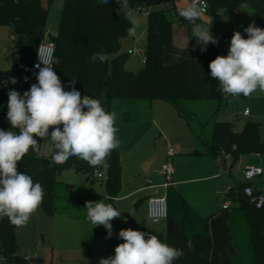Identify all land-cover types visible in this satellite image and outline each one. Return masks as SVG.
Wrapping results in <instances>:
<instances>
[{"label":"trees","instance_id":"obj_1","mask_svg":"<svg viewBox=\"0 0 264 264\" xmlns=\"http://www.w3.org/2000/svg\"><path fill=\"white\" fill-rule=\"evenodd\" d=\"M169 1L129 0L135 12L144 9L147 17L144 50L146 62L134 71L126 67L129 54L122 50V42L128 37L132 24L124 18L123 13L117 15L116 0H109L107 4L99 3L98 0H64L55 34H47L49 8L42 0H0V25H7L14 36L13 69L0 70V130L11 128L6 118L8 91L14 88L22 95L26 90L34 71L32 65L37 48L49 35L48 38L56 43L54 59L59 61L53 65V70L65 86V91L71 90L70 82L76 79L74 87L80 91L81 97L89 95L100 100L108 113H111L112 99L116 97L161 99L170 103L180 115L190 119L185 111V101L215 98L219 101L216 115L222 109L223 103L234 97L225 99L219 82L211 76L208 89L195 90L191 84L189 59L174 64H165L163 61L164 48L172 45V26L178 9L167 6ZM207 1L210 14L219 10L234 11L248 4L255 12L257 27L264 29V0ZM97 52H104L109 59L103 63L99 60L89 63V58ZM227 54L226 48L209 43L203 59L209 68V63L217 56ZM14 74L19 75L22 82L18 85L9 82L5 86L4 81ZM25 76L28 77L27 82L23 79ZM34 138L39 143V153L30 148L21 161L17 162V171L28 174L34 183L39 182L42 185L43 197L52 199L50 213L88 219L84 206L85 201L90 200L68 196L66 185L57 175L64 169H72L95 181V172L99 166L92 167L76 156L69 157L62 164H56L52 160L53 150L51 153H42L41 138ZM205 153L215 158L221 156L222 159L229 154L233 164L244 155L264 153L260 122L249 120L241 130H237L236 123L232 120L215 121L212 138ZM107 164L105 186L109 199L104 202L111 203L116 209L111 199L118 195L122 184L121 157L117 148L111 151ZM48 177L52 178L51 182H48ZM242 188L243 183L227 194L233 200L228 225L237 250L229 264H264V206L256 208L243 194ZM166 196L168 218L165 241L168 245L184 251V255L173 261V264H210L206 253L212 249L213 241L205 226L207 218L201 217L191 207L173 183L167 188ZM189 240L193 244L191 250L187 248ZM19 251L16 226L8 217H0V254L10 264H30L25 259L27 255L22 252L19 254ZM90 252L91 245H88L84 248V254L89 255ZM44 264H49V260Z\"/></svg>","mask_w":264,"mask_h":264},{"label":"clouds","instance_id":"obj_2","mask_svg":"<svg viewBox=\"0 0 264 264\" xmlns=\"http://www.w3.org/2000/svg\"><path fill=\"white\" fill-rule=\"evenodd\" d=\"M98 2L107 4L109 0ZM116 3L117 15L123 13L124 18L133 25L129 35L134 36L135 10L129 0H116ZM205 11L206 5H202L201 0H191L176 11L178 17L188 22L192 37L197 38L193 51L199 46L200 51L204 52L209 43H219L218 38L211 34V20L207 25L197 23ZM244 32L247 38L239 31H234L228 54L217 56L209 63L210 76L219 82L225 99L241 95L248 97L257 89L264 92V29L253 22L244 28ZM52 51L51 47L42 45L37 48L39 62L34 65L39 69L38 73H34L37 84H32L22 95L14 88L8 91L6 118L11 128L0 130V217H8L18 227L28 222L44 196L39 182L34 183L28 174L17 171V162L30 148L39 153V143L34 137H50L53 142L52 160L56 164L76 156L92 167L103 165L105 169L111 151L118 148L120 143L116 136V113L106 112L101 101L92 96L82 98L80 91L74 87L76 79L70 82L71 90L65 91V86L53 70V65L59 61L54 59ZM108 59L104 52H97L88 62L99 60L103 63ZM23 79L27 82L28 77ZM9 82L15 85L17 80L9 77L4 81L5 86ZM50 127L53 130L49 133ZM106 199L109 197L99 202L85 201L84 207L88 220L94 226L105 227L108 239L112 236L110 221L121 217V212L111 203H105ZM117 235L124 242L115 247L114 256L100 258L99 264H173V261L184 255L183 249L162 242L152 233L121 229ZM192 247V241L189 240L187 248L191 250Z\"/></svg>","mask_w":264,"mask_h":264},{"label":"rangeland","instance_id":"obj_3","mask_svg":"<svg viewBox=\"0 0 264 264\" xmlns=\"http://www.w3.org/2000/svg\"><path fill=\"white\" fill-rule=\"evenodd\" d=\"M42 2L49 8L47 34H55L59 26L64 0H42ZM220 12L224 13L218 18L217 15ZM220 12L215 15L218 21L215 26H210V31L214 37L218 38V46L226 48L229 51L234 31H239L244 38H247L243 22L248 21L249 24L253 22L254 24L257 23L256 15L248 4L240 7L238 14L234 13V11L221 10ZM142 16L141 12H135V18ZM233 16L241 21L236 24L237 26L235 25ZM11 32V29L7 25H0V70H12L14 66L12 58L14 44L11 40ZM48 37L50 35L46 38ZM191 39L193 41L197 39L196 37H192V31ZM136 47L143 52L144 47L142 45ZM183 53L186 56L185 58H189L190 60L195 85L209 88L210 71L203 59L204 52H201L199 46H197L194 52L183 49ZM141 61L140 54H129L126 65L132 67L131 69L137 70L142 63ZM34 73H38V70L34 69L26 91L30 89L32 84L38 83ZM206 76L207 78H204ZM14 78L19 83L20 76L15 75ZM184 104L185 111L190 117V119L188 118L189 120L180 115L175 109H171L174 114L170 115L168 108H171V106L165 100L131 97H116L112 99L111 112L116 113L115 127L118 129L116 136L120 142L118 148L122 166V184L118 193L119 197L130 193L131 189L138 185H146V178L149 175H152L153 181L156 183L159 178L157 179L154 175L164 162L169 148L175 150L173 158H182V164L189 169L195 168L198 164H203L207 160H212L214 156L211 155L201 153L185 154V152L187 149L193 150L194 148L200 151L204 150V145L201 141L212 136L215 121L232 120L236 123L237 130H241L249 120L258 121L260 122V138L264 140V92H261L259 89L248 97L228 99L223 103L222 109L216 115L215 112L219 101L215 98L190 99L185 101ZM245 107H249L252 110L251 116L242 115ZM52 130L50 127L49 133ZM49 138H41L42 153L46 154L53 150V142ZM177 143L181 145L180 149L177 148ZM192 145L196 146L193 147ZM221 158L219 156L216 159L220 160ZM248 158L249 155H245L244 158H240L234 164L230 158H223L224 162L222 164L224 165L220 169V174L226 175L224 177H226L228 184L235 185V182L239 181L238 163L243 160V164H247L246 160ZM148 165L151 168L147 169ZM231 167L233 168V176H229L228 174V170ZM98 171L106 174L107 169L101 165L98 167ZM59 178L67 184L69 193L75 196H107L105 189L106 176L97 178L96 181L90 183L84 173H77L72 169H64L61 171ZM161 181H164V178ZM164 193L165 189L161 188L159 195ZM115 204L119 212H121V217L110 221L113 226L111 238L106 239L107 230L103 225L94 226L89 220H73L61 216H43L39 217L41 219L38 222L35 213L30 216L25 225L16 226V237L20 245L22 243L28 245L40 240L42 242L41 250L49 248L53 252L51 259H49V264H99L100 258L114 256L115 247L124 242L117 235L121 229H132L157 235L151 230V220H149L143 204L135 206L134 203H131L129 196L121 198ZM121 210L131 212L130 215L134 219V222L128 219L127 212ZM166 224L167 222L163 221L162 225ZM86 231H89V234L92 233L97 238V243L89 255L84 254L82 244V232ZM163 235L157 237L162 242H165L166 233ZM43 243L49 245H43ZM21 250L25 253H30L27 248H22ZM0 264L9 263L0 259Z\"/></svg>","mask_w":264,"mask_h":264},{"label":"crops","instance_id":"obj_4","mask_svg":"<svg viewBox=\"0 0 264 264\" xmlns=\"http://www.w3.org/2000/svg\"><path fill=\"white\" fill-rule=\"evenodd\" d=\"M189 3H190L189 0H170L167 6H175L177 8H181V7H185ZM220 11H218L215 14H210V13L202 14L201 18L197 21V23L208 24V22L211 20L210 26H215L216 22L218 21L215 15H217ZM223 13L224 12H220V14L217 15L218 18L221 17ZM234 13L238 14V9L234 10ZM142 15H143L142 17L135 18L136 34L134 36L128 35V37H126L122 42V50L127 52L128 54H134V53H129V50H133L134 52H140L144 54V50L146 47V35H147V17L145 13H142ZM174 16L176 20L172 26V45L166 46L163 50V61L165 64H174V63L183 61L185 59H189V58H185L186 56L183 53V49H188L189 51L194 52L193 45L196 42V39L194 41L191 39V27L188 25V22L185 21L182 17H178V14L176 15V13L174 14ZM233 19L235 21V25L241 22L237 17L233 16ZM243 25H245V28H246L248 27L249 22L244 21ZM256 25L257 23H255V26ZM11 40H12V43L14 44V36L12 35V32H11ZM141 45L144 47L143 52L138 50L136 47V46H141ZM142 64L143 63H141L140 67L142 66ZM126 67L130 70H134V69H131L132 67H129L127 65ZM191 78H192L191 84H192V87L195 88V90L208 89V87L206 86L199 87L195 85L192 75H191ZM204 78H207V76ZM170 106L171 108H168V111H170V115H173L174 112H172L171 109H175V108L171 104ZM246 108L249 109L248 115L244 114V110ZM244 110L242 111L243 116H251L252 110L249 107H245ZM211 138L212 136L210 138H205L203 141H201L202 144L204 145V150L200 151L195 148L193 150L187 149L185 154L196 153L198 151L202 152L201 154H207L205 153L206 146L211 141ZM176 146L178 149L181 148L180 147L181 145H179V143H177ZM192 146L194 147L196 145H192ZM117 149L119 150V148ZM248 155H249V158L246 160L247 164H243V160L242 162L239 161L238 163L237 170H238V174L240 178H239V181L235 182V185L228 184L226 177H224L226 175L220 174V169H222L221 167H223L224 165L222 164L224 162V159L222 158L218 160L213 157L212 160H207L203 164H198L195 168H190V169L185 167V165L182 164L181 162L182 158L180 157L172 158V161L175 167V172L173 175V186L184 196V198L191 205V207L201 217L207 218L205 226H206V229L210 232L212 236V241H213L212 249L206 253V256L210 260V264H229L231 258L237 253V250L234 247L233 236H232V233L228 225V220H229L231 207L233 205V200L230 197H228L227 194L232 188H235L239 184L243 183L244 180H243V175H242V169L246 167L247 165H258V166H261L264 170V154L251 153ZM244 157L245 155L242 156L241 159ZM166 159H167V155L164 158V162L166 161ZM163 163L160 165V167L157 169L154 175V177H157V179L159 178V180L156 183H154L152 175H149L146 178V183H147L146 185H143V186L138 185L135 188H132L131 189L132 191H130V193H126L121 197L117 195L113 199H111V201L114 203L118 211L119 209L117 208V205L115 204V202L116 201L119 202V200L125 196H129L131 198V203H134L135 206H137L138 204L140 205L143 204L145 206V211H147L148 198L151 196H161L159 195L160 189L164 188L162 186L163 181H161L163 177L159 173ZM146 168L149 169L151 167L150 165H148ZM232 171H233V168L232 167L229 168L228 170L229 176H233ZM60 173L57 175V177L60 181H62L59 178ZM77 173H81V172H77ZM51 180L52 178L48 177V182H51ZM148 180H150L151 182H148ZM88 181L90 183L94 182L89 179ZM64 184L66 185L67 195L72 198L84 197L87 200H90L91 202H99L104 197H107L106 195L105 196L103 195L75 196L69 193L67 184L66 183ZM45 186H47L46 183H45ZM254 186L259 190H264V171H263V174L254 181ZM105 189H106V186H105ZM165 193H166V189H165ZM106 194H107V191H106ZM225 202H228L230 204L229 208H226V209L223 208V204ZM51 208H52V199L50 197H43L42 203L39 205L38 209L34 212L35 216L37 217V221L40 222L41 218L39 217H43V216H50V217L51 216H61V217H67L73 220H88V219L73 218L63 213H50L49 210ZM121 211H124V210H121ZM124 212H127L128 219L134 222V219L130 215L131 212L129 211H124ZM163 221H166V220H162L158 223H153L151 221V230L155 232L157 236H164L163 234L165 233L167 234L166 225H162ZM16 239H17V244H18L20 251L26 255H35L36 260L40 264H44L46 260L51 259V256L53 254L52 250L49 248H43V250H41L42 242H40V240L34 241L28 245L26 243L25 244L22 243L20 245V242L17 237ZM96 243H97V238L95 235L93 236L92 233L89 234V231L82 232L83 250L86 246L91 245V252H92ZM43 245H49V244L43 243ZM22 248L23 249L27 248V250L30 253L28 254V253L23 252L21 250ZM42 251H43V258H42ZM0 259H3L6 261V259L1 254H0Z\"/></svg>","mask_w":264,"mask_h":264},{"label":"built area","instance_id":"obj_5","mask_svg":"<svg viewBox=\"0 0 264 264\" xmlns=\"http://www.w3.org/2000/svg\"><path fill=\"white\" fill-rule=\"evenodd\" d=\"M191 2V0H189ZM202 5H206V11L203 14H207L209 11V3L207 0H201ZM141 10L142 13H145L146 11L144 9H139ZM257 26V25H256ZM44 47H51L52 48V55L54 57L55 50H56V43L54 40L50 38H46L43 40L38 48L40 46ZM129 53H137L141 55V60L142 63L146 62V58L144 54L140 52H134L133 50H129ZM18 57L20 56L19 54L17 55ZM38 53L36 52L34 61H33V69L38 70L37 68L34 67L36 63H38ZM41 67H43V64H41ZM15 74L13 75V77ZM22 82L20 79L19 83H16L15 85H18ZM11 84V83H10ZM25 90L23 91V93ZM244 114L248 115L249 114V109L246 108L244 110ZM175 155V150L173 148H169L168 153H167V159L163 163L159 173L160 175L164 178V181L162 183V186L167 190V188L173 183V175L175 172V167L174 163L172 161L173 156ZM226 158H230V155L227 154L225 156ZM263 168L258 165H247L242 169V175H243V188L242 192L243 194L250 200L251 203H253L256 208L260 209L264 206V190H259L254 186V181L259 178L263 174ZM95 176L97 178H103L104 176L107 177V172L106 174L102 173L101 171H96ZM148 182H151L148 180ZM230 204L228 202H225L223 204V208H229ZM147 215L149 220H151L153 223H158L162 220H166L168 218V201H167V196L166 193L161 196H151L147 200ZM25 259L30 263V264H40L37 260L35 255H27Z\"/></svg>","mask_w":264,"mask_h":264},{"label":"water","instance_id":"obj_6","mask_svg":"<svg viewBox=\"0 0 264 264\" xmlns=\"http://www.w3.org/2000/svg\"><path fill=\"white\" fill-rule=\"evenodd\" d=\"M19 254H21V251H19Z\"/></svg>","mask_w":264,"mask_h":264}]
</instances>
